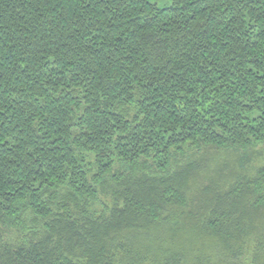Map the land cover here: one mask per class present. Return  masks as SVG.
<instances>
[{
  "label": "trees",
  "instance_id": "16d2710c",
  "mask_svg": "<svg viewBox=\"0 0 264 264\" xmlns=\"http://www.w3.org/2000/svg\"><path fill=\"white\" fill-rule=\"evenodd\" d=\"M0 0V264H264V0Z\"/></svg>",
  "mask_w": 264,
  "mask_h": 264
},
{
  "label": "rangeland",
  "instance_id": "374dc122",
  "mask_svg": "<svg viewBox=\"0 0 264 264\" xmlns=\"http://www.w3.org/2000/svg\"><path fill=\"white\" fill-rule=\"evenodd\" d=\"M156 2L160 7H167L171 4L172 0H157Z\"/></svg>",
  "mask_w": 264,
  "mask_h": 264
}]
</instances>
